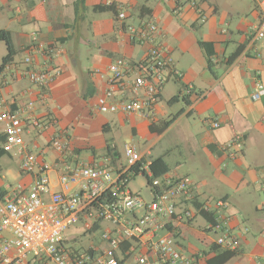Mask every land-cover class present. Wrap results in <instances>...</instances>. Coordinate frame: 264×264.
<instances>
[{
	"label": "crops",
	"instance_id": "0c3cea01",
	"mask_svg": "<svg viewBox=\"0 0 264 264\" xmlns=\"http://www.w3.org/2000/svg\"><path fill=\"white\" fill-rule=\"evenodd\" d=\"M111 1L126 13L125 22L119 20L116 10L93 11L105 6V0H84L85 9L78 15L76 0H0V31L8 32L16 51L11 63L0 73L3 98L9 110L27 122L37 120L45 127L28 126L25 142L29 151L42 156L55 172L54 177L50 174L52 192L61 191L59 179L63 171L59 156L48 148L52 138L69 132L74 152L69 155V165H76L81 153L90 150L92 157L83 159L88 165L97 162V150L104 148L99 136L118 125L129 126L132 136L153 140L140 151L129 143L142 156L145 168L162 158L169 167L164 177L192 178L196 184L195 198L200 203L212 204L213 213L218 211L214 208L216 200L226 203L224 221L237 239L235 250L240 252V256L226 264H264V97L257 102L251 98L257 81L264 82V39L254 38L263 18L264 0H208L202 5L207 15L204 24L190 7L174 14L173 0ZM149 20H155L160 30L153 43L164 48L180 72L179 77L169 81L176 89L165 102L164 89L169 82L163 87L153 121L123 114L113 115L109 120L94 109L106 87L97 72L106 74L117 58L132 62L145 59L153 43H133L129 34L119 29L125 24L139 26ZM34 35L45 47L44 52L35 51ZM199 41L214 46L212 71ZM239 51L235 60H231ZM29 55L34 56L35 68L61 71L52 85L39 87L18 75L17 70L30 68L24 64ZM175 97L177 101L169 104ZM214 120L219 121V128L213 127ZM170 132L181 147L180 155L186 157L181 166L173 169L163 155L148 158L157 142ZM235 136H241L244 145L241 154L232 159L222 147ZM108 154L112 160L118 156L111 148ZM5 158L8 165L15 159L7 154L0 157ZM18 161L21 181L15 185L31 186L35 177L22 172L21 156ZM8 165L0 164V196L15 186L4 181L3 172ZM189 207L195 209L193 205ZM195 213L192 222L184 225L174 222L167 231L187 255L201 254L204 264L212 256L210 251L217 245L219 234L212 232L210 224ZM199 216L203 219L201 224ZM83 221L82 226L64 233L63 246L72 257L91 254L95 260L90 264H97L96 258L108 249L102 234H97L101 230L112 231L113 226L101 221L95 230H88V219ZM188 233L201 236L199 249L191 244L186 247ZM129 251L130 243H123L118 253L120 263L129 264L130 258L135 263V256ZM14 255L11 252L10 256ZM24 264L55 263L46 256L29 254Z\"/></svg>",
	"mask_w": 264,
	"mask_h": 264
},
{
	"label": "built area",
	"instance_id": "2783aa9c",
	"mask_svg": "<svg viewBox=\"0 0 264 264\" xmlns=\"http://www.w3.org/2000/svg\"><path fill=\"white\" fill-rule=\"evenodd\" d=\"M208 0H173L174 14H181L190 7L197 20L207 21L202 5ZM105 6H114L105 0ZM118 18L125 22L126 13L116 7ZM262 21L254 31V38L264 39V3ZM120 32H126L133 43L154 42L160 30L155 20L144 21L139 26L123 25ZM35 51L44 52L45 47L33 37ZM28 69L17 70L18 75L27 78L33 85L49 87L61 75L54 68L34 66V56L25 58ZM105 80L106 87L97 98L95 111L99 114L139 116L149 121L156 117V106L160 101L163 87L180 76L173 59L162 46L152 44L146 58L132 62L125 58L115 59L107 68V73L97 72ZM3 85L0 84V136L3 139L0 149L7 155L22 157L21 170L34 176L31 186L15 185L0 196V261L3 264H24L29 254L46 256L55 264H90L95 258L89 253L72 257L64 248V233L78 223L88 219L87 228L92 230L97 222H107L112 231L102 235L108 244L105 253L96 258L98 264H120L118 253L125 242L130 243V254L135 255L134 264H201V254L187 255L179 249L175 237L167 231L170 224H188L196 218L192 206L195 200L196 184L189 178H161L151 183V200L129 188L134 168L152 177L150 168L142 164V156L132 145H125L124 155L127 166L114 178L112 171L103 162L69 165V155L73 154L71 144L62 133L57 134L48 148L59 156L63 163L59 183L60 192H52L51 165L40 155L29 151L25 142L28 126L44 129L37 120L21 118L9 110L3 98ZM264 97V82L257 81L252 101ZM54 123V120H52ZM30 124V125H28ZM219 128L218 120L212 122ZM243 139L235 136L222 147V151L235 159L243 150ZM74 157H77L74 155ZM111 159L110 157L108 158ZM78 187V190L75 188ZM226 203L216 200L214 208L215 224L208 227L219 234L216 244L227 250L237 249V239L224 221ZM203 211L213 212L212 204L204 203ZM141 213V214H139ZM165 231H167L165 233ZM9 234L11 237H7ZM11 252H15L11 257Z\"/></svg>",
	"mask_w": 264,
	"mask_h": 264
},
{
	"label": "rangeland",
	"instance_id": "374dc122",
	"mask_svg": "<svg viewBox=\"0 0 264 264\" xmlns=\"http://www.w3.org/2000/svg\"><path fill=\"white\" fill-rule=\"evenodd\" d=\"M12 40L15 41L14 37ZM16 47H17V44H16ZM13 51H15V48L13 49ZM7 55H8L7 46L4 42H1L0 43V66L2 65L3 59ZM173 89H176V85L171 81L167 84L166 89H164V94L166 97L165 102H167L168 97L173 93ZM102 116L110 120L113 115L102 114ZM68 133L62 132L66 141L71 143V135L70 133L69 134ZM99 137L104 141V148H98L97 153H96L97 162H103L112 171V175L114 178L117 176V173L119 171H121L124 167L127 166L126 158L124 155L125 144L133 143L137 147V150L140 151L144 148V146H150V144L153 141V140L149 141L146 138H142L140 136L136 138L132 136L131 128L129 126L120 127V125H118L115 128H112L109 131L104 132V134H102ZM107 148L108 149L111 148V151L113 152V154H118V156L114 160L109 159L108 161L109 154H108ZM180 148L181 147H178L177 145V139L174 133L170 132L164 138L160 139L157 142L155 148L151 150V154L148 156V158L163 155L167 163L171 167V169H173L175 167L181 166L185 161V158H186L184 156L185 154L183 156L180 155L181 153ZM13 156L15 159L14 161L10 163V165H8L9 160L6 158L0 159V164L6 163L8 165L7 167L8 170L3 172L4 177H6V180L4 179V181L15 185V184H18L19 181H21V177L19 174L20 171L18 169V162H19L18 157L16 155H13ZM91 157H92V152L90 150H84L81 153V158L79 156V163H83V159H87ZM49 163L52 164L51 161H49ZM54 173L55 172L51 173L53 177H54ZM129 188L134 192L141 193L142 196L146 198L147 200H151L152 198L151 188L148 184L147 179L143 175H138L135 177L132 176L129 181ZM83 220L84 218H81V220L71 228H74L76 226H82L84 222ZM197 220H198V223L200 224L203 223V219L200 216L197 218ZM106 225L109 227L112 226L110 223H107V222H106ZM103 233H104L103 230H101L97 235L101 236V234L103 235ZM188 235H189L187 236L188 240L184 242L186 247L190 248L189 245L191 244L193 247L199 249L202 246L201 240H200L201 236L200 235L195 236V235H192L191 233H188ZM129 264H134L133 258L129 259Z\"/></svg>",
	"mask_w": 264,
	"mask_h": 264
},
{
	"label": "trees",
	"instance_id": "16d2710c",
	"mask_svg": "<svg viewBox=\"0 0 264 264\" xmlns=\"http://www.w3.org/2000/svg\"><path fill=\"white\" fill-rule=\"evenodd\" d=\"M84 9H85L84 0H76V2H75L76 14L78 15L79 11L80 10L84 11ZM115 10H116V6L114 5V6H109V7L98 6V7H95L93 11L96 13V12H106V11H112L113 12ZM0 42H4L6 44L7 50H8V55L3 59L2 65L0 66V73H1L5 69V67L11 63V61L13 59L14 51H13L12 46H11V41H10L8 32L0 31ZM199 46L205 52L209 69L212 71L213 70L212 59L215 55L214 46L210 43H206L203 41H199ZM239 53H240V51L238 53H236L235 56H233L231 60H235V58L239 55ZM0 84H2V83H0ZM177 99H178L177 97L171 99L169 104H173L174 102L177 101ZM168 125H169V123L167 124V126ZM2 140H3V138L0 137V143ZM4 155H6V154L0 149V157H2ZM149 168L153 174L152 177L147 176V174H145V173H141L139 170V167L134 168L132 170L134 172L133 177L138 176V175H143L147 179L149 186H151V183L154 179H161L169 173V167L162 158H158V159H155L154 161H152ZM192 205L195 207V209L197 211V215H200L201 217H203L207 223H209L211 225L215 224V214L213 212L211 213V212H206V211L202 210L204 203H200L195 198ZM98 224H99V222L94 224L93 230L96 229ZM210 253L212 254V256H208V258L205 260L204 264H226L230 260H232L233 258L240 256V252H238L237 250H227V249H224L218 245L213 246ZM120 264H122V263H120Z\"/></svg>",
	"mask_w": 264,
	"mask_h": 264
}]
</instances>
